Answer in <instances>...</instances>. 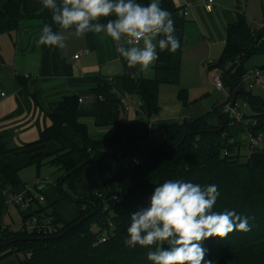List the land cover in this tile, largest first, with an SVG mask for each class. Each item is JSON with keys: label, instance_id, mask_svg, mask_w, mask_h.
Masks as SVG:
<instances>
[{"label": "trees", "instance_id": "1", "mask_svg": "<svg viewBox=\"0 0 264 264\" xmlns=\"http://www.w3.org/2000/svg\"><path fill=\"white\" fill-rule=\"evenodd\" d=\"M0 11V35L11 36L28 20L39 21L42 29L47 24L54 31L63 30L53 22L47 9L24 16L20 0H10ZM101 22L106 23V18ZM158 55V60H164L162 51ZM258 55H264V36L253 38L244 11L237 7L235 23L227 30L223 52L209 68L221 78L227 94L225 101L196 118L162 125L164 141L148 149L139 166L120 167L110 163L116 152L110 153L109 149L121 145L119 137L90 139L86 127L78 121V99L64 98L51 112V126L42 132L38 142L41 145L54 141L58 150L33 155L31 165L37 170L49 165L62 172L54 184L60 197L77 207L79 216L64 223L51 209L52 205L40 203L34 193L26 190L25 197L32 200L29 208L22 209L23 223L32 216L40 223L49 218L54 231L51 234L43 230L28 232L23 226L17 232H4L0 237V264L10 258H15L17 264H151L146 255L148 248H128L124 244L130 216L148 206L156 185L176 179L202 187L218 185L221 195L214 210H235L249 219L250 231H234L224 240L216 237L205 240L206 259L213 264H264V141L260 138L264 135V99L243 86V77L248 71L246 64ZM256 68L264 69V66ZM122 87L127 95L139 100L140 112L145 117L138 121L147 129L150 118L158 113L157 82L123 79ZM94 91L102 102H120L107 80L98 79ZM178 98L183 106L188 105L184 92H179ZM238 102L245 104L250 112L249 117L242 115L241 122L230 118L224 109L227 103L235 106ZM245 119L253 123L248 124ZM242 122L245 123L240 131L250 132L251 138L261 140L257 146H251L253 149L243 162L235 152L240 133L233 137L231 131L233 124ZM233 139L236 142H230ZM10 152L0 139V156ZM90 170L99 173L105 192L79 195L77 187ZM18 185H21L18 170L9 165L0 169V221L6 211V190ZM36 195L43 196L37 192ZM15 206L21 209L20 205Z\"/></svg>", "mask_w": 264, "mask_h": 264}, {"label": "crops", "instance_id": "2", "mask_svg": "<svg viewBox=\"0 0 264 264\" xmlns=\"http://www.w3.org/2000/svg\"><path fill=\"white\" fill-rule=\"evenodd\" d=\"M9 1L0 0V8ZM238 1L240 5L234 0H216L212 5H206L205 0H160L161 7L171 13L181 47L176 52L162 51L164 60H157L148 72L136 78L158 84V113L150 118L145 130L138 121L145 117L139 100L127 95L122 87V80L130 79L127 73L136 69L127 67L115 50L116 42L106 34L88 33L77 38L73 30H60L67 37V47L44 49L36 44L41 23L28 20L11 36L0 35V139L11 151L0 156V169L12 166L21 181V185L10 188L8 196L23 194L27 189L41 193L44 204L52 205L64 223L77 219V207L63 200L54 184L62 172L49 165L39 170L31 165L33 155L58 150L54 141L38 145L42 132L51 126V112L64 98L81 100L77 106L78 121L86 127L88 137L105 140L117 135L121 145L109 149L110 153L116 152L109 162L132 167L133 158L143 160L148 149L164 141L162 125L192 119L185 113L194 107L196 99L206 97L207 82L213 86L209 76H216V72L209 68L223 52L237 7L244 11L253 38L264 36V0ZM137 2L147 5L150 0ZM20 10L24 16L36 15L43 10L41 0H20ZM77 54L80 56L74 59ZM98 79L110 82L120 102L100 101L94 91ZM179 92L186 94L188 105H182ZM45 167L48 169L43 176ZM24 171H33V179H23ZM77 192L82 196L104 193L99 173L86 172ZM1 264L17 261L10 258Z\"/></svg>", "mask_w": 264, "mask_h": 264}, {"label": "clouds", "instance_id": "3", "mask_svg": "<svg viewBox=\"0 0 264 264\" xmlns=\"http://www.w3.org/2000/svg\"><path fill=\"white\" fill-rule=\"evenodd\" d=\"M41 4L61 29L74 28L75 37L104 33L116 42L119 57L129 69H136L127 73L132 80L154 66L157 49L176 52L181 47L171 13L160 0L147 5L137 0H41ZM66 41L62 32L46 24L36 44L65 49ZM220 195L216 184L202 187L176 179L156 185L148 206L131 214L125 246L148 248L151 264H213L206 259L205 240H224L234 231L251 230L248 217L235 210H214Z\"/></svg>", "mask_w": 264, "mask_h": 264}, {"label": "rangeland", "instance_id": "4", "mask_svg": "<svg viewBox=\"0 0 264 264\" xmlns=\"http://www.w3.org/2000/svg\"><path fill=\"white\" fill-rule=\"evenodd\" d=\"M261 66H264V55L254 56L246 64V68L248 70L254 69L256 67H261ZM213 77L214 76L212 74H210V76H209L210 82H212ZM220 80H221V78H220ZM212 84H213V82H212ZM206 85H207L206 97L204 99H201V100H197V99H196V101H194L193 99L191 100V101H194V107H190L186 111L185 114H187L188 117L196 118L200 115L206 114L212 108L213 105H215L217 103H223L225 101L226 97H224L221 92L217 91L215 89L214 85L213 86L210 85L209 82H207ZM246 85L247 84H245L243 82V86H245L247 88ZM251 92L253 95L260 96L261 98L264 99V89L255 88ZM235 108L238 110V112L241 115L246 116V117L250 116L249 109L245 104L238 102L235 105ZM245 121H247L246 123H248V124L253 123V121L251 119L250 120L245 119ZM244 123L242 122L239 125L233 124L231 126L232 127L231 131L233 132L232 133L233 137H237L240 133V135L238 136V139H237L239 141V143H238L237 148L235 149V152H237L241 156L242 162L246 160V157L249 155V152L253 149L251 147L252 145H250V144H252L250 142V139H251L250 132L240 131L241 130L240 126H244ZM260 138L264 141V135H262ZM235 140L236 139H233L230 142H236ZM41 151H43V148L41 149ZM127 165H126V167L131 166V164H127ZM132 166H134V165L132 164ZM47 169L48 168L45 167L44 170L42 171L41 175L44 176L45 173H47V171H46ZM22 175H23L22 178L25 180L26 179H33V178H30V177H33V171H24L22 173ZM31 183H33V182H31ZM30 185H32V184H30ZM9 190H10V188H8L6 190V192ZM21 213H22V209H18L13 203H11L10 198H9L7 201V204H6V211H5L3 217L0 221V227H5L8 230L5 231V230L0 229V237L2 236V234L4 232H17V231H20L22 229L23 220H22Z\"/></svg>", "mask_w": 264, "mask_h": 264}, {"label": "built area", "instance_id": "5", "mask_svg": "<svg viewBox=\"0 0 264 264\" xmlns=\"http://www.w3.org/2000/svg\"><path fill=\"white\" fill-rule=\"evenodd\" d=\"M215 1L216 0H205V4L212 5ZM79 56L80 54H77L76 56H74V59H78ZM212 82H213L215 89L221 92L224 97H226L227 94L223 88L222 82L218 74H216V76L213 77ZM243 82L247 84L246 86H247V89L249 90H253L255 88L264 89V69L254 68V69L248 70L247 73L243 77ZM1 96H3V94ZM78 102H81V100H78ZM224 109L227 111L230 118H232L236 122H241L242 115L237 111L235 106H233L231 103H227ZM250 142L252 143V147H255L259 144V142H261V140L251 138ZM132 164L134 166H139L140 164H142V160L138 158H133ZM31 194L33 195V193ZM33 196L37 197L40 203H44L43 196H37L36 194ZM7 198L8 199L10 198L11 203H13L14 205H20L21 209L23 210L29 208L30 202L32 200V197H25V192L23 194H19L16 196L9 195L7 196ZM113 200L118 201V198L113 197ZM51 223L52 222L49 218H46L43 222L40 223L36 216H32L31 218L27 219L26 222L23 223V226L28 232H32L35 230L37 231L43 230L44 232L51 234L54 231V228L51 225ZM0 229L4 230L5 227H0Z\"/></svg>", "mask_w": 264, "mask_h": 264}, {"label": "water", "instance_id": "6", "mask_svg": "<svg viewBox=\"0 0 264 264\" xmlns=\"http://www.w3.org/2000/svg\"><path fill=\"white\" fill-rule=\"evenodd\" d=\"M234 2L236 5H240V2L238 0H234ZM0 14H1V11H0Z\"/></svg>", "mask_w": 264, "mask_h": 264}]
</instances>
